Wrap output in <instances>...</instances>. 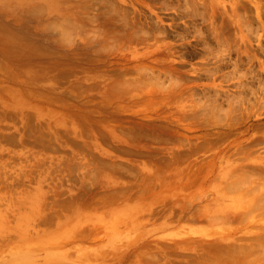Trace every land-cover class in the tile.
<instances>
[{"label":"rangeland","instance_id":"1","mask_svg":"<svg viewBox=\"0 0 264 264\" xmlns=\"http://www.w3.org/2000/svg\"><path fill=\"white\" fill-rule=\"evenodd\" d=\"M219 28L225 33L220 35ZM219 49L228 52L218 55ZM236 60L241 67L233 76ZM164 61L166 66L185 71L187 77L179 96L188 102L193 101L192 96L203 97L212 91L220 92L222 99L228 92L235 93L241 84L249 86L247 97L253 101L251 91L264 86V0H0V264H123L128 252L145 254L159 245L173 249L170 260L157 256L151 264H188L196 257L194 247L200 252L197 244L205 245V252L218 241L207 223L192 222L180 229L182 222L178 225L173 219L168 227L160 229V219L141 209V226L130 230L129 237L124 223H117L124 234L114 238L116 242L111 245L113 229L104 232L105 225L95 223L93 217L101 212L99 198L106 197L104 193H116L126 184L129 162L160 163L166 156L155 149L148 153L138 147L146 142L121 141L129 131L140 130L135 123L144 121L152 109L144 103L146 93L129 97L108 94L105 88L117 84L118 77L128 82L131 76L127 71L147 64L158 69ZM196 69L201 77L192 73ZM207 71H213L214 76L207 77ZM183 87L188 88L182 91ZM157 110L164 113L167 109ZM261 112L257 109L253 114ZM253 114L244 117L227 140L216 143L215 150L232 154L238 145L254 144L251 141L263 137L264 110L259 116ZM255 125L262 128L253 129ZM106 128H111L108 132L114 137ZM256 144L264 147V142ZM171 145L177 143L167 146ZM214 154L201 150L187 155L186 163L211 157L217 160ZM102 162L115 164L117 171L107 166L104 169ZM99 165L102 172L97 169ZM137 169L133 170V179L141 174ZM105 172L113 173L115 185L103 187L101 177ZM90 193L92 201L86 202ZM122 201H110L108 207L112 212L120 211L126 204ZM152 205L154 212L179 213L171 202ZM84 215L91 218L83 220L82 227L77 219ZM192 225L201 227L194 230ZM189 228H193V234ZM205 228L210 232H202ZM57 230L60 232L54 237L60 238L51 240ZM176 233L181 238L175 237ZM199 233L204 240L197 236ZM128 240L138 241V247ZM100 251L113 254L103 259L98 256Z\"/></svg>","mask_w":264,"mask_h":264},{"label":"bare ground","instance_id":"2","mask_svg":"<svg viewBox=\"0 0 264 264\" xmlns=\"http://www.w3.org/2000/svg\"><path fill=\"white\" fill-rule=\"evenodd\" d=\"M72 14L75 13H73L72 11ZM114 28H117V25H114ZM219 29H220L219 32L218 31L216 32H218L220 35L225 33L223 28H219ZM112 38L115 39L116 35H113ZM115 41L111 40V42H115ZM107 47H109V45ZM227 52L228 51L226 49H219L216 51L218 55H224ZM165 62L166 61L162 62L161 64L164 63L165 65H162V67L158 69L154 65L147 64L137 69L127 71V73L131 76V79H129L128 82L124 81L126 78L122 79L121 77H118L116 79L118 80L117 84L115 83V85L113 84L112 87L109 86L108 88L107 87L105 88L106 93L114 94V95L133 96L139 92L146 93L147 100L144 103H147V106H150L152 109L147 111L148 113L145 114L144 121L135 123V125L139 126L140 130L129 131L128 134L126 135V138H122L121 141L146 142L144 145L138 147H143L145 150H147L148 153L151 152L153 149H155L162 154H166V156L164 155L160 163H156L154 160H149V161L145 160L143 162H129L128 163L129 167H127L126 169L127 172L126 176H128L129 179L126 181V184L120 187L118 186L119 189L116 193L113 194L104 193L106 197L109 196L111 197V199H108L106 197L99 198L102 203L100 206L101 212L98 213V215H96V212L95 215H93L94 213L92 214L96 220L95 223L98 221L99 224L105 225V229L103 230L104 232L105 230H110V227L113 229L111 230L112 234L110 235L111 239L109 241L111 245L113 242H116L114 238L116 237L118 238L122 232L120 231L121 229L119 228V224L117 223L120 222L124 223L125 225L124 227H126L127 230L124 232H128L129 237H131V234L129 233L130 230L134 229L138 224L139 226H141L140 220L138 218L139 210L141 209H144L145 211L148 210L149 211L148 214H150L151 216L154 215L155 219L158 218L160 219V223L158 225V228L160 229H165L166 227H168V225L172 223L173 219L174 222L178 223V225H180L179 223L182 222L180 225L181 227L180 229H183L182 228L183 225L184 227L185 225L189 227L190 223L192 222L207 223L208 225L213 227L212 230H215L217 234L216 236H218V241L217 242L215 241L216 243L212 244L213 247H210L208 250H205V252L203 251L205 245L203 246L200 243L197 244L198 247L200 248V252L198 249H196L197 247H194L193 252L196 253L195 254L196 257L194 256L195 258L192 259V261H189L188 264H264V154L262 150L264 147H257L259 146V144H256V142H264V134H262L263 137H260V139H255L251 141L254 142V144L238 145L237 150H235L234 153L232 154L231 153L226 154L225 152L215 150L216 143L223 142L224 140H227L231 135H233V132L239 126L241 120L244 117H252L251 115L257 109H260L263 112L264 86L259 85V89L258 90L255 89L254 92L250 90L254 96L253 101H251L252 99L250 100V98L247 97L246 90L249 89L248 88L249 86L246 87V85L241 84L240 86H238V90H236L235 93L228 94L229 93L228 92L227 94H224V98L222 99L220 98V94H221L220 92L217 93V91H212V93L206 92L203 97L192 96L190 99L193 101L188 102V99L184 100L183 99L184 97L180 98L179 96V89L184 84V81L186 80L185 78L187 77V76L185 77L186 75V73H184L185 71L183 72L176 70V67H172L170 65L166 66L167 64ZM222 62H224V60H222ZM240 63L237 60L233 63V71H232L234 72L233 76L234 74H237L238 71H240V67H241ZM217 69H221V65H218ZM196 71L198 70L196 69L192 73H195L198 77H201L202 75L198 74ZM206 73L208 74L207 77L209 78L214 76L213 71H207ZM246 76H248V74ZM225 78L231 79L230 76H226ZM118 85H121L122 88L118 87ZM148 85L150 87L147 89L144 90L138 89L140 86H148ZM80 88H77V90L78 89L80 90ZM185 88L186 87H183L182 91ZM173 97H175L176 100L172 102L171 99ZM162 107H165L167 110H163L164 113L158 112L159 110L157 109H160ZM261 113H257L255 115L253 114V116L255 117L259 116ZM261 128L262 127H260L259 125H255L253 127V129L256 130ZM108 130L111 131V128L110 129L106 128V132H108ZM108 133L111 134V137H114L112 132H108ZM239 135L241 136L242 133H239ZM237 138L238 137L234 136V139ZM154 142H163L165 144L167 143V145L168 143H173V144L177 143V145L157 146L158 145L157 144L156 146H154L153 144ZM201 150L213 151L215 154H217L214 155L218 157V159L215 160L214 158L211 157L204 161L201 160L199 163L190 164L191 161L190 163L188 162L186 163L187 155L200 152ZM103 151L108 152V150L107 151L103 150ZM130 153L133 154L132 152ZM102 163L104 164L103 167L104 169L106 166L110 167L112 172H116L118 169V167L115 164H110L105 162ZM137 168L140 169L141 174L137 176L135 175V179H133L134 176L133 170ZM97 169L98 170L102 169V166L100 165L97 166ZM105 173L106 174L104 176L102 177L100 176L103 187L106 188L111 184L115 185L117 181H115V179L112 177L113 173L111 174L109 172H105ZM95 181L97 182V184L100 182L98 179ZM60 185H62L61 182ZM99 186L101 185L99 184ZM188 189H190L191 191L186 192ZM210 193L213 194L212 197H209ZM91 194L92 193H90L86 197V202L90 200L92 201V198L89 197ZM117 199H122L126 204L124 205V207L123 206L121 207L122 210L112 212L113 209L108 207V204L110 203V201H116ZM165 202H171L173 205L176 204L179 213H176L175 215V212L172 210H170L167 213H159V212L151 211L153 203L163 204ZM60 204L63 205L62 203ZM37 207L34 206V208ZM193 208L195 209V211ZM45 212H47V210ZM89 217L90 216L84 215L81 217V219L79 218L77 219L76 217L75 218L79 221L78 223H81L83 222V220L86 221ZM134 221H136L137 223H134ZM81 226L83 227L82 223ZM193 226L194 225H192V227ZM199 226L200 225H197L196 228H194L195 227L194 226L193 227L194 230L197 229ZM204 226L205 225H203V227ZM74 227H76L77 229V225H75ZM6 228H9V226ZM193 228H191V230ZM0 229H2V227H0ZM150 229H152V227ZM206 229L208 228H205V230L203 229L204 231L202 232L204 233L210 232V230H206ZM69 230L70 229H68V231ZM174 230L176 229L174 228L173 232ZM191 230L188 232H191ZM56 232L57 233H54L55 235L53 233L51 234L53 235V238L50 235L51 240L53 239L55 240V238L58 237V236L57 237L54 236L58 235L60 231L58 232L57 230ZM234 233H240L241 237L231 238L230 236ZM49 234L47 236H49ZM123 234H121V236ZM167 234H169V232ZM190 234H193V232H191ZM37 235L35 234V236ZM176 235L175 237L179 236L177 233ZM201 235L202 234L197 236L201 238L203 237L202 240H204L205 237ZM236 236L239 235L236 234ZM179 237L181 238V236ZM29 238H33V237H29ZM188 240L190 241L191 239L188 238ZM45 242L46 244H48L47 239ZM51 242L52 241H50L49 243L51 244ZM137 242L138 241L128 240L127 243L132 244L135 247L136 246L138 247ZM42 243L43 241L40 242V244ZM107 244H104V246L106 247ZM93 248L94 250L96 249L95 247ZM26 249L28 248L26 247ZM116 251H120V249ZM170 251H173V249L171 248L168 249L164 246L162 247L161 245L157 246V248L153 251L149 249V251L148 252L146 251L145 254L133 250L132 253L128 252L129 254L127 253V255L124 258H122V261H124V263L126 261L128 264H151L158 259L157 256H161L162 258H165L166 261H169ZM99 253L100 254L98 256L102 257L103 259L107 256V254L108 255L113 254L111 252H104V251H100Z\"/></svg>","mask_w":264,"mask_h":264}]
</instances>
